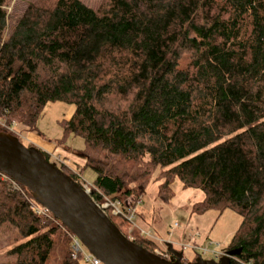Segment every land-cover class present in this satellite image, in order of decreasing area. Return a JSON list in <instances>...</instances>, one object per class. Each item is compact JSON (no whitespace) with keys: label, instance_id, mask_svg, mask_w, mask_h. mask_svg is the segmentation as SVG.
<instances>
[{"label":"trees","instance_id":"16d2710c","mask_svg":"<svg viewBox=\"0 0 264 264\" xmlns=\"http://www.w3.org/2000/svg\"><path fill=\"white\" fill-rule=\"evenodd\" d=\"M5 4L0 120L34 129L47 102L73 105L63 125L84 140L91 197L120 204L106 214L126 237L159 248L125 217L157 171L161 199L179 181L203 193L194 212L241 215L221 251L241 248L230 264H264V0H18L15 19ZM1 227L21 239L13 264H85L74 235L2 173Z\"/></svg>","mask_w":264,"mask_h":264},{"label":"rangeland","instance_id":"374dc122","mask_svg":"<svg viewBox=\"0 0 264 264\" xmlns=\"http://www.w3.org/2000/svg\"><path fill=\"white\" fill-rule=\"evenodd\" d=\"M82 1L92 7H96L100 2ZM17 4L18 0H6L3 6L11 19H15L18 10L21 9L16 7ZM73 110V105L66 102L49 101L44 106L34 129L15 122L8 127L3 120H0V128L5 132H8L9 128L10 131L23 135L24 139H20L22 144L37 147L48 154L49 162L55 163L58 167L66 166L84 183L91 185L96 174L86 165V157L83 154L84 140L80 136L66 132L63 125L64 121L71 117ZM161 182L162 179L155 171L139 197L141 202L135 204V199H128L130 206L135 204L133 225L144 232H151V239L159 246L161 244L159 237L168 243L179 242L185 246L183 256L185 262L192 261L196 254L201 255L204 260H218L216 253H221L222 249L229 245L239 227L241 215L230 208L194 212L193 207L203 198V193L195 188L184 189L179 181L173 183V194L165 201L159 196ZM175 224L177 227H174ZM20 242L21 239L11 227L0 228V264L14 263L15 256L10 255L8 251ZM174 248L177 247L174 245ZM204 249L206 253L202 254L201 250Z\"/></svg>","mask_w":264,"mask_h":264},{"label":"water","instance_id":"95a60500","mask_svg":"<svg viewBox=\"0 0 264 264\" xmlns=\"http://www.w3.org/2000/svg\"><path fill=\"white\" fill-rule=\"evenodd\" d=\"M0 173L23 186L32 198L102 264H230L241 248L229 249L218 260L183 261L182 252L166 244L169 256L150 252L126 237L76 181L49 162L35 146L0 131Z\"/></svg>","mask_w":264,"mask_h":264},{"label":"built area","instance_id":"2783aa9c","mask_svg":"<svg viewBox=\"0 0 264 264\" xmlns=\"http://www.w3.org/2000/svg\"><path fill=\"white\" fill-rule=\"evenodd\" d=\"M9 127V126H8ZM7 127V128H8ZM8 133L16 136L19 140L20 139H24L23 138V135L21 136L20 134H16L12 131L9 130L8 128ZM7 177V176H6ZM10 179V178H9ZM14 182V181H13ZM15 183V182H14ZM86 192L90 193L91 195V185L89 184H86L84 183L81 178L79 177L78 178V182H77ZM17 184V183H16ZM141 202V200L138 198L137 200H135V204L136 203H139ZM97 203V202H96ZM98 204V203H97ZM133 204L132 206L129 205V207L127 208V211L125 213V217L127 218V220H129L130 222H132V218H133V215H134V210H133V207L134 205ZM101 208H103L105 210V212L107 210H110L111 213L113 215H117V214H121L122 213V208L120 206V204L118 202H112L110 201L109 199L105 198L104 201H102L101 203L98 204ZM133 224V223H132ZM133 227H136L137 226H134ZM174 227H177V224L174 225ZM139 233H140V236L142 237H148V238H151V232H144L143 230L139 229ZM72 250H73V253H72V257L73 259H80L82 260L85 264H102L100 262L99 259L95 258L82 244L81 242L75 237L73 236V240H72ZM155 252L157 254H162L160 251H158L157 249L155 250ZM201 253L202 254H205L206 253V250H201ZM224 254V252H221V253H216V255L218 257L222 256ZM201 256V255H200Z\"/></svg>","mask_w":264,"mask_h":264},{"label":"crops","instance_id":"0c3cea01","mask_svg":"<svg viewBox=\"0 0 264 264\" xmlns=\"http://www.w3.org/2000/svg\"><path fill=\"white\" fill-rule=\"evenodd\" d=\"M159 241H160V246L159 248L157 249L158 251H160L162 254H164L165 256H169V253L167 252L166 250V244L168 243L166 240H164L162 237H159ZM171 244V243H170ZM174 245L177 247V248H174ZM193 247H195V245H192ZM162 247V249H161ZM179 247V248H178ZM172 248L176 251H179V252H182L183 256H184V248H186L185 246H182L179 242H173L172 243ZM196 248V247H195ZM198 256V254L195 255V257L192 259V261H194Z\"/></svg>","mask_w":264,"mask_h":264}]
</instances>
